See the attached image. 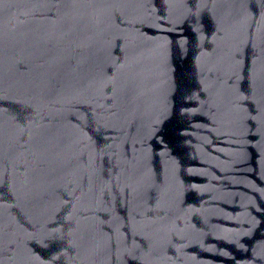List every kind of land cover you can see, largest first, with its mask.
<instances>
[{
    "label": "water",
    "instance_id": "obj_1",
    "mask_svg": "<svg viewBox=\"0 0 264 264\" xmlns=\"http://www.w3.org/2000/svg\"><path fill=\"white\" fill-rule=\"evenodd\" d=\"M0 264H264V0H0Z\"/></svg>",
    "mask_w": 264,
    "mask_h": 264
}]
</instances>
